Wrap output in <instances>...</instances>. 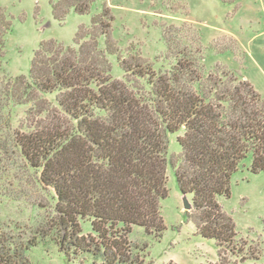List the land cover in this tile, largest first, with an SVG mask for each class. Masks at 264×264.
Masks as SVG:
<instances>
[{"label": "trees", "instance_id": "trees-1", "mask_svg": "<svg viewBox=\"0 0 264 264\" xmlns=\"http://www.w3.org/2000/svg\"><path fill=\"white\" fill-rule=\"evenodd\" d=\"M96 1L60 0L54 16L62 21L70 9L87 14ZM113 21L105 6L91 30L80 29L78 48L42 42L31 82L14 83L17 103H33L34 122L32 131L15 135L16 147L54 192L56 218L51 230L31 239L0 226V264H30L26 253L51 232L68 256L133 264L126 254L133 227L156 239L166 230L167 136L179 132L182 152L173 165L182 194L193 197L197 233L217 241L221 263L225 248L236 251L235 223L217 198L230 196L231 178L249 155L250 171L264 172V100L226 68L206 74L199 50L181 49L167 37L175 61L170 71L155 72L139 54L125 58L112 38ZM12 28L0 7V53ZM101 35L106 52L99 49ZM107 54L118 56L125 80L112 78ZM54 93L56 103L47 98ZM87 220L93 233L85 235Z\"/></svg>", "mask_w": 264, "mask_h": 264}, {"label": "rangeland", "instance_id": "rangeland-1", "mask_svg": "<svg viewBox=\"0 0 264 264\" xmlns=\"http://www.w3.org/2000/svg\"><path fill=\"white\" fill-rule=\"evenodd\" d=\"M59 1L0 0L13 24L0 53V226L25 239L51 230L56 218L54 192L40 184L38 172L15 143V135L32 131L34 122L28 115L33 103H17L14 83L19 77L31 82L33 60L42 42L54 40L78 48L80 29L91 30L94 17L107 6L114 17L112 38L125 58L139 54L155 72L170 71L175 61L168 56L167 37L181 49L199 50L206 74L226 68L249 81L264 100V0H98L89 13L80 15L70 9L62 21L53 11ZM98 44L106 52L104 35ZM107 58L112 78L125 80L118 56L107 54ZM47 98L56 103L55 93ZM182 134L167 136L168 196L161 202L166 230L156 239L134 226L127 256L133 264H264V172L250 171L249 155L231 178L230 196L217 198L235 223L240 245H235V252L225 248L221 263L217 241L197 233L191 217L194 206L191 211L184 208L173 165L182 152L178 142ZM187 197L193 205L192 195ZM82 228L85 235L93 233L89 220L82 222ZM54 233L26 253L30 264H103L90 254L68 256ZM240 247L244 248L241 254L237 253Z\"/></svg>", "mask_w": 264, "mask_h": 264}, {"label": "water", "instance_id": "water-1", "mask_svg": "<svg viewBox=\"0 0 264 264\" xmlns=\"http://www.w3.org/2000/svg\"><path fill=\"white\" fill-rule=\"evenodd\" d=\"M183 202H184V208L187 211H191L193 209L192 203L189 201L187 195H184L183 197Z\"/></svg>", "mask_w": 264, "mask_h": 264}]
</instances>
